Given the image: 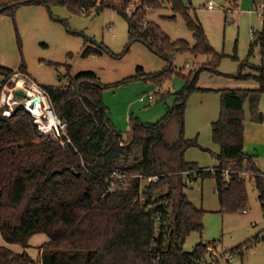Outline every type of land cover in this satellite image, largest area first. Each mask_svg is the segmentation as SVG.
Segmentation results:
<instances>
[{"label": "trees", "instance_id": "trees-1", "mask_svg": "<svg viewBox=\"0 0 264 264\" xmlns=\"http://www.w3.org/2000/svg\"><path fill=\"white\" fill-rule=\"evenodd\" d=\"M166 1L173 12L185 18L195 40L193 46L183 39L172 42L157 24L142 23L145 8H159L161 0H139L131 16L124 6H111L126 19L131 40H142L171 63L166 73L151 76L157 84L174 71V52L212 57L211 62L184 77V87L174 93L172 106L159 121L132 119L123 137L111 124L103 104L106 86L92 71L80 72L60 87L41 88L53 113L65 123L70 142L64 145L40 134L33 116L23 108L9 116L0 115V234L6 242L23 247H28L34 234L47 236L39 262L26 250L16 253L0 246V264H199L208 244L197 243L192 251L182 247L190 232L201 233L204 227L205 211L184 192L187 180L196 177L214 178L221 211L230 213L247 205V179L237 171L249 168L264 210V177L260 175L264 173L254 170L251 155L243 150L244 102L255 119L263 117L258 102L264 92V24L252 35V44L260 48L258 74H223L253 79L257 87L217 89L220 112L211 123V140L220 148L214 154L218 164L200 168L185 158L190 147L204 149L197 138L184 136L186 100L189 93L202 90L196 86L198 75L206 66L213 67L217 53L201 23L191 19L190 7L182 0ZM233 3L237 5V0ZM26 4L61 5L73 13L108 6L104 0H8L0 14L12 17L19 5ZM90 52L99 51L86 49L84 53ZM138 70L142 73L141 67ZM14 71L0 65L2 79H9ZM16 71L27 73L23 62ZM162 94L163 98L170 95ZM175 121L179 130L171 137ZM225 169H229L228 180ZM113 172L125 177L108 190L105 178ZM154 175L157 181H147Z\"/></svg>", "mask_w": 264, "mask_h": 264}, {"label": "rangeland", "instance_id": "rangeland-1", "mask_svg": "<svg viewBox=\"0 0 264 264\" xmlns=\"http://www.w3.org/2000/svg\"><path fill=\"white\" fill-rule=\"evenodd\" d=\"M161 1L163 3L159 8H145L142 23L146 25L145 22L150 21L157 24L172 42L183 39L193 46L195 40L183 15L173 12L170 3L166 0ZM209 1L182 0L190 7L191 19H197L201 23L210 46L217 53L213 67L206 66L207 68L201 71L220 77L225 76L223 74L233 75L238 71L243 74L257 75L258 68L261 66L260 48L252 44L251 32L257 33L263 27V17L259 11H256L255 6L264 0H237V5L233 1L212 0L213 9H207L204 5ZM7 2L8 0H0V7ZM104 3L108 6L93 8L84 14L73 13L66 6L51 5L46 8L35 4L19 5L12 17L0 14L2 15L0 17V62L9 67L20 66L23 62L30 77L26 73L19 72L20 76L26 78L28 85L33 79L40 88L47 85L60 87L68 84L69 79L80 72H94L99 81L106 86L102 92V101L107 108L108 118L123 137H126L132 119L142 123H154L163 118L167 108L173 104L174 93L184 87V77L194 73L204 63L211 62L212 57L209 58L204 54L195 55L191 52H174L171 56L174 71L164 77L161 85L157 84L151 76H161L162 73H166L171 63L142 40H131L126 19L111 7L124 6V11L131 16L140 5L139 0H104ZM86 49L99 52L85 54ZM138 67L142 68L140 74ZM205 74L201 72L198 75L197 82L201 85L210 84L206 82ZM12 77L13 74L9 79L0 77V102L6 89L16 85ZM163 92L170 95L163 98ZM197 92L201 93L200 90H196L188 94L186 105L191 98L199 94ZM149 93L153 95L151 100L146 98ZM140 96H145L146 99L141 101ZM25 97L26 95L23 94L17 96L13 94L9 102L12 104L13 99L16 102H23ZM200 98L202 97L194 98L190 108H185L184 136L189 139L198 137L195 133L198 127L200 132L208 131L206 122L198 119L200 112L197 110V99L200 100ZM258 105L259 111L264 116V92L260 96ZM11 106L13 110H10L8 115H4L2 112L8 106L0 105V115L9 116L21 109L18 104ZM42 111L45 120L47 111L46 109ZM244 116L245 118L248 116L246 103ZM178 127L175 121L170 127L171 137L177 136ZM208 146L210 148L211 143ZM210 149L208 151L205 148L192 147L187 153L188 160L199 166L204 165L205 161L210 163L212 158H215L214 150ZM246 167H248L247 164ZM247 169L241 170L245 172L244 178L247 179L245 208L248 212L246 214L242 212V209L230 213L221 211L212 177L204 180L199 177L187 180L188 186L184 190L187 198L205 213L202 233L196 231L189 233L182 245L185 251H192L193 247L200 242L214 247L218 253L222 250L231 251L237 246L239 250L248 240L258 235L257 240L260 241L254 243L255 253L247 250L241 257L236 250H233L230 260L219 256L218 261L210 264H264V240L262 239L264 210L258 199L254 180L248 179L252 176L251 171ZM46 241V234L37 233L29 238L28 247H23L6 242L0 234V246L7 247L16 253L26 250L35 262H39L40 247ZM260 245L263 247L260 248ZM208 257L206 253L205 258Z\"/></svg>", "mask_w": 264, "mask_h": 264}, {"label": "crops", "instance_id": "crops-1", "mask_svg": "<svg viewBox=\"0 0 264 264\" xmlns=\"http://www.w3.org/2000/svg\"><path fill=\"white\" fill-rule=\"evenodd\" d=\"M0 17H2V15H0ZM207 56L209 58L211 57L210 55H207ZM0 65L4 66L6 68L13 69V70H17L18 66H19L18 65L17 67H9L8 65L3 64L1 62H0ZM201 72L206 73L205 74L206 75L205 78L207 80L206 82L210 83V84L201 85L200 82L196 83V86L202 89V90H200L201 93L197 92L199 94H197V96L190 99L189 103H187V105H186V109L190 108V104L194 98H196L198 96L202 97V98H200V100L197 99V101H198L197 106L198 107L197 106L196 107H197V110L200 112V116L198 119L206 122L208 131L206 133H203V132H200L199 127L196 128L195 133L198 136L196 138L198 139L200 145L203 146L206 150L209 151V149L211 148L212 150H214L213 152L215 154H217L220 150L219 145L214 143L211 140V123L218 118L219 112H220V93L217 91V89H221V88H249V89H251V88H256L257 83L253 79H248V80L241 79V82H239L240 79L235 81L234 78L228 77L226 75L223 77H227V78H223L220 76H214V75H212L206 71H201ZM30 81H32V83L34 82L33 79H31ZM34 84L37 86V84L35 82H34ZM245 103L247 104L248 116H247V118H245V116H244L243 150L247 154L251 155L252 167L255 168L254 170H256L259 173H264V116L262 117L261 120L255 119L250 112L248 102L245 101L244 104ZM258 104H259V102H258ZM258 110H259V105H258ZM187 119L185 121H186V129L188 131ZM186 138H188V137H186ZM209 143H211V145H212L210 148L208 146ZM191 148L192 147L188 148L185 152V158L187 161H189L188 157H187V153ZM217 164H218L217 159L212 158V161H210V163H208V161H205L204 165H200V166L198 165V166L200 168H214L217 166ZM247 170H249V168ZM248 179H250V178H248ZM213 181L215 183L214 178H213ZM216 197H217V194H216ZM217 201L219 204L218 197H217ZM219 207H220V204H219ZM242 212L246 214L248 212V210L246 208H244ZM262 231L264 232V230H262ZM262 237H263L262 239L264 240V235H262ZM257 238H258V235L255 238H251L247 242H254V243L259 242L260 240L259 239L257 240ZM259 247L261 248V247H263V245H260ZM245 251H247V250H245ZM250 252L255 253L256 252L255 248ZM243 254H244V251L241 252V254H240L241 257L243 256Z\"/></svg>", "mask_w": 264, "mask_h": 264}, {"label": "built area", "instance_id": "built-area-1", "mask_svg": "<svg viewBox=\"0 0 264 264\" xmlns=\"http://www.w3.org/2000/svg\"><path fill=\"white\" fill-rule=\"evenodd\" d=\"M228 2H231L234 0H227ZM205 8L207 9H213V6H214V2L212 0H210L206 5H204ZM255 9L256 11H259L261 13V15L264 14V1L258 5L255 6ZM86 12L85 9H82V13L84 14ZM253 34V31L251 32ZM20 74L19 72H14L13 73V79L15 81V84L17 85V80L19 78H23V77H19ZM24 81L26 80V78L24 77L23 78ZM25 84H26V81H25ZM16 85L12 86L11 88H7L6 89V93H4L2 95V100H1V106H4V105H7V109H4L3 110V114L4 115H8L9 111L10 110H13V107L11 106L12 104H18L19 105V108H23L25 109L26 111H28L32 116H33V123L36 125L38 131L40 134H43V135H49L51 138H54V139H57L59 140L60 144L61 145H64L65 143L67 142H70V138L66 135V131H65V123L60 119L58 118L52 111L51 109V106H50V103H49V110H46L47 111V116L45 117V120H44V117L42 114H37L35 113L31 107L33 106V102L32 100L34 98H32L31 96L27 95L26 93V97H25V100L23 102H16L14 99L12 100V104L9 102V99L13 98V94H14V91L17 90V89H20L19 87H17ZM30 85V84H29ZM28 84H26V88H28L29 86ZM41 91V94L44 95V97L47 99V101L49 102L48 98H47V95L44 93V91L38 87ZM22 91H24L23 89H21ZM25 92V91H24ZM147 100H151L153 99V95L151 93H149L147 96H146ZM145 96H140L139 100L143 101L146 99ZM50 116L53 118V121H54V124L53 125H49V118ZM64 136V137H63ZM237 174L241 177V178H244V174L245 172H241L240 171H237ZM254 173L251 172V175H253ZM264 177V174H260ZM224 176H225V179L228 180L229 178V169H225L224 170ZM125 176L123 173H120V172H113L109 177L105 178V181L107 182V189L108 190H111L115 184V182L117 180H121L123 179ZM158 180V177L156 175L154 176H150L147 178V181H157ZM254 249V242H247L244 246H242L239 250L238 248L235 249L238 253L240 252H243L245 250H250L252 251ZM209 257L206 259H202L199 264H210L211 262H215V261H218L219 259V256H223L225 260H230L233 256V252L231 251H227V250H222L221 252H217L214 247L208 245L207 246V252H206Z\"/></svg>", "mask_w": 264, "mask_h": 264}, {"label": "bare ground", "instance_id": "bare-ground-1", "mask_svg": "<svg viewBox=\"0 0 264 264\" xmlns=\"http://www.w3.org/2000/svg\"><path fill=\"white\" fill-rule=\"evenodd\" d=\"M21 77V76H20ZM17 87L23 89L25 91V93L29 96H31L32 98H34L32 100L33 102V106L31 107V109L37 113V114H42L43 113V109L45 110H49V102L47 101V99L44 97L43 94H41L40 89L38 88V86H36L34 83H31L29 85V88H26L25 86V81L23 78H19L17 80ZM43 108V109H42ZM49 125H53L54 121L53 118L50 116L49 118Z\"/></svg>", "mask_w": 264, "mask_h": 264}, {"label": "water", "instance_id": "water-1", "mask_svg": "<svg viewBox=\"0 0 264 264\" xmlns=\"http://www.w3.org/2000/svg\"><path fill=\"white\" fill-rule=\"evenodd\" d=\"M18 94L26 95V94H24V92L22 90H15L14 95L17 96Z\"/></svg>", "mask_w": 264, "mask_h": 264}]
</instances>
